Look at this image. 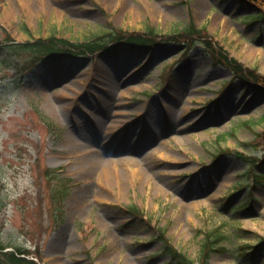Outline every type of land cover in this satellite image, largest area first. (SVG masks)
I'll return each instance as SVG.
<instances>
[{
	"label": "rangeland",
	"instance_id": "1",
	"mask_svg": "<svg viewBox=\"0 0 264 264\" xmlns=\"http://www.w3.org/2000/svg\"><path fill=\"white\" fill-rule=\"evenodd\" d=\"M201 1L0 0L5 244L41 252L44 264H176L165 241L194 264H264L254 247L264 240V181L255 182L264 164L252 158L264 157V91L216 55L264 76V18L240 0ZM190 24L210 50L194 35L93 59L41 58L29 71L30 51L10 48L52 35L81 43L113 29L165 36ZM80 131L81 147H99L81 164L68 154L70 133Z\"/></svg>",
	"mask_w": 264,
	"mask_h": 264
},
{
	"label": "trees",
	"instance_id": "2",
	"mask_svg": "<svg viewBox=\"0 0 264 264\" xmlns=\"http://www.w3.org/2000/svg\"><path fill=\"white\" fill-rule=\"evenodd\" d=\"M242 3L250 4L251 6L258 8L261 13H256L258 18H264V0H241ZM106 38H96L90 39L81 43H72L71 40L65 39H57L54 35L48 38L41 37L36 41H31L23 44H17L10 47L13 50L19 51L20 49H29L33 54V58L37 56L49 55L52 57L68 55V56H93L98 52H105V50L110 49L113 46L124 44L130 45L132 47L139 46H151V48L159 45L160 42H164L166 45H178L182 41L192 40L194 35H197L201 39V46L206 50L211 47V42L204 37V33L201 29L196 28L195 26H191L188 28L184 34L182 33H170L165 36H160L159 33L151 28L147 33L143 32H124L123 30H118L109 33ZM198 43L195 41L191 42L188 45V51H183L184 55L187 56L190 50H193L198 46ZM210 50V49H209ZM220 55V60L223 61L224 64L235 70V72L242 78H244L248 83L258 84L260 88L264 91V76L260 75L255 69H249L239 63L235 58L230 57L223 51H218L216 55ZM51 130L54 127L53 124L50 123ZM58 130V129H56ZM55 130L51 133L53 134ZM56 133V132H55ZM59 136V133H57ZM262 166L264 164V160H260L257 165ZM264 169V166L262 167ZM52 174V172H51ZM264 180V171L260 173H256V181ZM134 210H137L133 207ZM165 248L170 252L172 259L176 264H193L192 261L188 259V257L180 252L178 249L173 247L170 243L164 242ZM7 245L0 239V264H41L38 260H43V255L39 251H31L30 249L23 248L19 245H12V250H7ZM255 247V251L264 249V240ZM254 251V252H255ZM254 252L246 253L247 256L252 257ZM34 254V255H32Z\"/></svg>",
	"mask_w": 264,
	"mask_h": 264
},
{
	"label": "bare ground",
	"instance_id": "3",
	"mask_svg": "<svg viewBox=\"0 0 264 264\" xmlns=\"http://www.w3.org/2000/svg\"><path fill=\"white\" fill-rule=\"evenodd\" d=\"M202 2H203V0L201 1V3ZM112 87H115L114 84H112ZM229 101H231V100H229ZM110 102H112V101H105L103 104H105L106 106H104V107L107 108L109 106ZM115 102L116 101H113L114 104H115ZM101 121H102L101 118H99L98 123L96 122V124H97L96 127L98 125H100ZM81 131L78 133V135L75 134V133H70V135L68 137V143H69V147H70L68 149V154L74 155L77 158V161H79L80 164L82 163V161H83L82 158H83V156L86 153L91 152V151H94L95 152V151H98L99 150V147L97 145H95V144H92L90 146V150H86V148L81 147V146H83L82 145L83 144V140H84V137L86 135L85 133H81ZM144 131H145V129H144ZM141 134H142V131H141ZM191 137H193V135H190L189 136V139H192ZM135 141L137 142L138 139H135ZM163 143L165 145H169V142L168 141H163ZM151 145H152V142L148 145V147L151 146ZM109 160H110V162H109L110 164H113L114 166H117L116 163L119 162L121 159H117V160H115V159H109ZM125 161H128L130 163H133L134 165H136V167H138L137 165H139L138 160L135 159V158H132V157H130L129 159H126ZM110 173H111V171L109 169H107L105 171V173H104V177H105V181H106L107 186L113 187L112 186V183L110 182V180H111V174ZM134 174L136 176H140L141 177V173H140V171L138 169H135L134 170ZM205 203H207L206 200H205Z\"/></svg>",
	"mask_w": 264,
	"mask_h": 264
}]
</instances>
